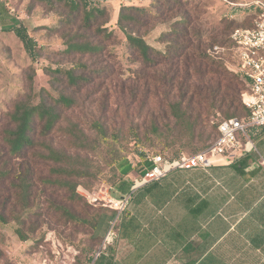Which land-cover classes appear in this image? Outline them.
I'll return each mask as SVG.
<instances>
[{
  "label": "trees",
  "instance_id": "16d2710c",
  "mask_svg": "<svg viewBox=\"0 0 264 264\" xmlns=\"http://www.w3.org/2000/svg\"><path fill=\"white\" fill-rule=\"evenodd\" d=\"M30 1L29 9L35 2L57 16L55 26L49 31L65 37L62 53L78 55L77 62L63 72L68 85L80 88L83 83L91 82L93 78L84 71H76L87 68L82 57L109 54H105L103 41L113 38L118 29L125 36V50L138 55L141 62L153 71L151 76L159 79L169 93L177 88L178 95L172 101L168 100V92L165 91L168 111L164 122H150L151 132L145 136L142 145L147 141L151 144L158 138L162 140L160 145L178 146L176 155L169 158L177 157L181 149H188L187 154H194L204 150L218 135L217 123L211 125L213 132H209L204 140L199 138L197 132L198 128L209 123L214 110L223 111V118L247 115L241 101L244 82L231 75L220 61L210 58L205 51H199L204 49L200 40L195 44L191 37L188 30L190 22L184 11L178 12L174 16L177 20L159 35L158 41L164 44V53L145 40V32L153 30L161 21H169L165 20L166 13L179 11L176 9L183 6L180 0L151 1L147 8L122 5L117 15V28L108 27L110 19L106 9L94 0ZM57 3L62 4L63 11L58 9ZM164 5H167L166 9ZM105 15L107 17L99 21ZM77 19L80 25L76 30L72 27L66 32L60 30L63 25H73ZM148 19H154L153 23L141 32ZM232 23L231 26L227 25V30L233 27ZM83 28H92V34H85ZM4 31L15 34L32 61L40 55L35 39L25 26L14 25ZM163 36L164 40L161 38ZM212 39L216 41L215 37ZM169 50H175L172 56ZM158 55L164 58L160 59ZM161 62L170 66L156 74L153 69ZM54 71L62 72L60 68ZM140 77H145V74ZM192 77H196L197 83L190 84ZM176 78L181 80L175 83ZM73 104L74 97L66 93H60L50 101L40 97L36 104L31 102L29 96H22L7 111L6 122L0 125V183L6 185L2 188L4 193L2 190L0 192L1 223L8 222V211L14 213L10 201L12 190L14 196L22 199L24 209L30 212L31 205L27 199L34 187L35 159L44 161L48 166L47 175L41 178L43 184L63 189L71 202L80 200L76 187L80 183L78 179L87 175L84 170L89 165L88 158L68 154L47 141L50 134L60 128L63 108ZM241 108L244 115H235ZM92 124L97 127V138L101 142L109 145L110 141L115 143L119 138L118 134H108L102 122L94 120ZM252 136L255 137L254 132ZM153 154H160V151ZM140 156L141 160L132 164L126 153L113 150L111 160L119 174L116 183L121 194L118 197L130 194L126 208L118 214L114 224L117 233L115 240H123L129 247L123 255L118 256L112 243L95 258L94 255L90 257L88 264H167L178 255L184 257L182 264H264V198L259 200L256 208H251L252 203L264 193V169L254 151H248L228 166L175 168L158 180L135 186L144 171L152 166L143 154ZM14 159L17 162H13ZM254 162L258 163L257 167L249 169ZM133 171H137V175L132 178ZM250 177H260V184L242 190V182H247ZM216 180L220 181V185L216 184ZM235 192H240V205L232 204L236 203L231 201V195ZM48 199L52 200L51 197ZM54 204L71 218L90 223L91 239L95 243L98 241V246L103 239L96 231L99 218L116 214L111 208H99L87 217L74 213L66 205ZM239 211L249 212L239 220L237 232H234L230 229L231 223L238 217ZM20 221L21 224L24 222ZM249 226L258 228V231L245 232ZM16 232L20 239L27 238L21 227Z\"/></svg>",
  "mask_w": 264,
  "mask_h": 264
},
{
  "label": "rangeland",
  "instance_id": "374dc122",
  "mask_svg": "<svg viewBox=\"0 0 264 264\" xmlns=\"http://www.w3.org/2000/svg\"><path fill=\"white\" fill-rule=\"evenodd\" d=\"M94 1L106 9L110 19L109 28H117V15L122 5L133 4L147 8L151 1L156 2V0ZM251 1L180 0L183 6L176 9L179 11L166 13L165 20L169 19V21L159 22L153 30L145 32L144 38L148 44L164 53V44L158 41L159 35L169 29L171 22L177 20L174 16L178 15V12L184 11L190 22L188 30L191 37L195 40V44H198L200 40L201 48L204 49L199 51H205L210 58L220 61L231 75L238 77L231 69L233 62L227 51L230 45L229 33L235 27H249L253 24V9L244 5ZM6 2L11 12L8 28L14 25L25 26L35 39L36 49L40 50V55L32 61L14 33L6 34L3 41H0V122H2L0 125L6 122L7 111H10L13 103L22 96H29L31 102L36 104L40 101V97L50 101L56 99L60 93L70 94L74 97L75 104L63 108L60 128L51 133L47 141L68 154L87 157L89 165L84 170L87 175L78 179L80 183L76 187V193L80 200L71 202L65 196L63 189L43 184L41 178L47 175L48 166L44 161L35 159L34 187L27 199L31 205L30 212L24 209L22 199L14 196L12 190L10 201L14 213L8 211V222H0V262L4 264H88L89 258L93 257L101 243L98 246V241L95 243L91 239L90 223L71 218L54 202L66 205L74 213L87 217L99 208H109L105 204L106 199L118 197L121 194L116 183L119 174L111 164L113 150L121 154L126 153L127 159L132 164L141 160V154L146 157L160 151V154L165 157H174L175 150L178 148L176 145L165 147L160 145L162 140L158 138L151 144L148 141L144 145L141 144L145 136L151 132L149 131L151 121L155 120L158 124L164 122L163 118L168 111L165 100L167 89L160 84L159 79L151 76L153 71L141 62L138 55L125 50V36L118 29L113 38L103 41L106 46L105 54L107 52L109 54L100 55V57L96 55L82 57V60L87 63V68L76 71H84L93 78L91 82L83 83L80 88L68 85L63 72L77 62L78 55L62 53L65 48L63 43L65 37L50 33V28L56 24L57 16L39 3L34 2L33 7L29 9L32 3L30 0H6ZM57 6L63 11L61 3H57ZM166 8L167 5H164V9ZM106 17L107 15L99 21ZM153 20L148 19L141 32L148 28ZM230 22H233V27L227 30V25L231 26ZM79 25L80 22L77 19L73 25H63L60 30L66 32L71 27L76 30ZM83 32L91 35L92 28H83ZM212 37L216 38L215 42L212 41ZM161 38L165 39L164 36ZM214 45L225 47L224 51L216 57L209 53V49H212ZM174 51L169 50L171 56ZM158 56L160 59L164 58ZM169 66V63L161 62L153 70L156 74H160ZM56 68H60L62 72L56 73L54 71ZM144 74L145 77L139 78ZM180 80L176 78L174 82L177 83ZM194 83H197L196 77L190 80V84ZM177 95V88L171 89V92H168V100L176 99ZM244 113V109L241 108L235 115L243 116ZM223 117V111L214 110L209 123L197 129L199 138L204 140L209 132H213L211 125L216 124ZM94 120L102 122L108 134L119 135L115 143L109 140L108 145L97 138L98 129L92 124ZM254 129L252 128V132H249V136L254 146L256 144L261 150L264 141H259L256 136H264V129L256 128L255 131ZM253 132L255 137L252 136ZM136 136L139 138L138 141ZM188 151V149H181L179 154L188 153ZM13 162L17 160L14 159ZM136 175L137 171H133L131 177ZM4 187H6L5 183H0V192L2 190L4 193L2 189ZM79 187L85 190L82 191L84 194L77 190ZM50 197L52 200L48 199ZM115 216L116 214L102 215L99 218L96 226L99 237L105 235ZM20 220L24 222L21 224ZM20 227L27 234L25 240L20 239L16 232V229ZM32 228L33 231H30ZM113 243L118 256L123 255L129 247L123 240L117 242L115 240ZM183 261L184 257L178 255L167 264H182Z\"/></svg>",
  "mask_w": 264,
  "mask_h": 264
},
{
  "label": "built area",
  "instance_id": "2783aa9c",
  "mask_svg": "<svg viewBox=\"0 0 264 264\" xmlns=\"http://www.w3.org/2000/svg\"><path fill=\"white\" fill-rule=\"evenodd\" d=\"M244 5L253 9V24L249 27H236L231 31L227 51L233 62L231 69L245 85L241 96L247 115L240 118H222L217 121L218 135L204 150L194 154L181 152L175 158L161 154L146 156L152 166L144 171L137 184L158 180L175 168L206 169L210 166L229 165L248 151L255 149L249 132L252 128H264V0H252ZM224 49L223 46L214 45L209 49V53L216 57ZM77 190L84 194L83 188L79 187ZM129 198L130 194H126L106 199L105 204L116 211V216L110 222V227L103 236L94 258L117 237L114 224L118 214L126 208Z\"/></svg>",
  "mask_w": 264,
  "mask_h": 264
},
{
  "label": "crops",
  "instance_id": "0c3cea01",
  "mask_svg": "<svg viewBox=\"0 0 264 264\" xmlns=\"http://www.w3.org/2000/svg\"><path fill=\"white\" fill-rule=\"evenodd\" d=\"M9 9V6H8V3L6 2V0H0V41L5 38L6 34L7 35H10V33H13L12 31L11 32H6L4 31L5 29L8 28V25L10 23V19H11V16H10V11L8 10ZM256 129V128H255ZM259 141H264V136H260L258 137ZM255 143V142H254ZM255 149H254V152L258 155V163L261 164V166L263 167L264 169V145H262V148L261 150L258 148V146L255 144ZM253 151V150H252ZM258 163H252V165L249 167V169H252V168H255L257 167ZM217 166H228V165H217ZM260 177H250L249 180H247V182H242V186H241V189L243 190L244 187H252V185L254 184L255 186H258L260 183ZM216 184H219L220 185V181L219 180H216ZM138 185H141V184H137L135 186H138ZM240 192H235V193H232L231 195V201H234L236 203H232L233 205H240V203L238 202V198L240 197L239 196ZM262 198H264V193L258 197L253 203H252V207L251 208H256V205L259 203V200H261ZM249 211H246V212H241L239 211L235 221H232L231 223V230L234 231V232H237L236 230V225L237 223L239 222V220L246 214L248 213ZM258 231V228H251L250 226L246 228L245 232L249 233L251 231ZM262 230V229H260ZM244 233V232H243Z\"/></svg>",
  "mask_w": 264,
  "mask_h": 264
}]
</instances>
